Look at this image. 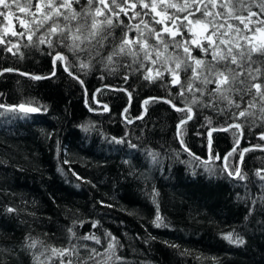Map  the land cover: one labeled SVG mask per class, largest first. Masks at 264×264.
I'll return each instance as SVG.
<instances>
[{
	"label": "trees",
	"instance_id": "obj_1",
	"mask_svg": "<svg viewBox=\"0 0 264 264\" xmlns=\"http://www.w3.org/2000/svg\"><path fill=\"white\" fill-rule=\"evenodd\" d=\"M129 1L135 3L133 11L139 16L133 18L134 13L128 16L116 8L118 17L106 10L97 17L112 19L111 27L104 25L110 33V44L103 56L125 32L130 39L136 37V25L149 44L156 43L148 30L160 31L161 25L149 14L141 23V13L150 10L139 0ZM31 2L34 10L36 0ZM168 2L181 4L183 0ZM107 3L111 5V0ZM245 3L252 4V0ZM27 5L28 0H16L6 9L13 14V27L8 26L12 21L0 16V38L5 41L0 43V104L5 106L0 108V264H36L34 257L40 253H44L40 256L42 264H60L61 259H71L73 264H264V171L257 175L258 170H264V149L252 147L243 152L239 172L244 179L230 176L222 163L223 156L235 148L226 161L229 171H234L243 147L264 146L260 138L264 120L258 110H254L257 116L240 119L242 137L234 148L240 130L212 131L210 158L206 160L208 129L228 125L230 113L226 102L216 105L225 110L223 113L205 107L212 99L207 93L200 98L201 103L190 104L192 118L179 125V135L199 157L195 156L180 145L175 133L177 122L189 114L186 111H177L162 99H151L145 104L143 117L126 122L122 116L129 99L126 90L132 96L124 111L126 118L141 114V100L147 96L167 97L182 106L191 101L192 93L179 96L180 85H173L166 72L163 79L145 80L142 71L133 70L138 63H133L131 55L114 56V62L109 63L84 51L74 54L56 36L47 37L52 47L40 44L38 38L51 21L33 34L42 16L37 14L34 22ZM86 6V0L73 4L78 12ZM97 6L103 7L94 3L93 8ZM20 8L25 10L21 12ZM252 10L259 12L254 5ZM213 11L223 9L218 4ZM168 13L180 17L188 14L175 8H169ZM236 15L247 16V12ZM196 17L200 13L189 18ZM217 19L224 22V18ZM257 19H264V14L252 17L253 21ZM20 20L25 21L23 27ZM227 23L244 30L238 19H227ZM129 24L133 26L130 32L126 27ZM258 26L248 24L249 28ZM12 32L25 35L14 36ZM163 39L169 43L165 57L186 59L182 48L172 46L171 35L164 32ZM193 39L207 45L204 37L195 39L190 33L174 37L175 41ZM188 46L193 57L211 61V56L194 42ZM59 52L65 57V66L83 84L64 70L60 59H53ZM81 62L88 67L82 68ZM144 63L152 67L150 62ZM6 68L46 77L33 79L31 74L21 75ZM190 75V70L180 71V82L186 85ZM196 85L205 87L199 82ZM98 86L102 87L96 98L109 105L107 112H92L85 106V97L90 106H95L92 93ZM206 87L211 90L215 85ZM195 95L200 97L198 92ZM232 95L239 102V96ZM248 99L245 95L244 101ZM21 104L38 110L21 111ZM12 106H17L16 110H10ZM217 155L221 159H215ZM157 206L160 226L156 222ZM10 208L14 211L9 212ZM228 234L232 235L231 242L225 238ZM84 236H95L100 243L82 239ZM34 240L38 242L36 248L28 247ZM110 242L114 249H108ZM73 246L76 253L70 257L53 256L50 251ZM91 249L100 254L94 260L89 259Z\"/></svg>",
	"mask_w": 264,
	"mask_h": 264
},
{
	"label": "snow or ice",
	"instance_id": "obj_2",
	"mask_svg": "<svg viewBox=\"0 0 264 264\" xmlns=\"http://www.w3.org/2000/svg\"><path fill=\"white\" fill-rule=\"evenodd\" d=\"M15 2L16 0H0V8L10 9L12 3ZM128 2L129 0H121V3L117 4L116 0H111L110 5L107 3V0H86L87 6L82 7L79 12L73 8V4H79L80 0H36L34 10H32L33 4L31 0H28L27 7L30 10L29 14L33 17L34 22L37 18V14L42 16V20L36 25L33 34L35 31H39L40 28H43L45 22L51 21L42 37L38 38L40 44L47 43L49 47H52V40L47 37L56 36L57 40L74 54L84 51L89 56H101L109 63L114 62V56L131 55L134 57L133 63H138V67L133 70L142 71L143 78L149 82L163 79L164 73H168L171 77V83L173 85H180L179 96L184 97L186 92L192 93V99L190 102L186 103L185 108L176 109L177 111H186L189 113L187 119L192 118L190 115L191 107L189 105L201 103L200 98L207 93L212 99L204 104L205 107H210L223 113L225 110L217 109L216 105L219 102H226L231 120L228 124V128L235 127L237 130H240V119L257 116V111L254 110H258L259 118L264 120V80L261 79V77L264 76V71H262V66H264V19L252 20V17H259L261 14H264V0H252V4H246L245 0H183L181 4L171 3L168 2V0H159V3L163 5L161 12L166 15L167 19L172 21V26L169 27L164 20H156V23L164 25L160 31L153 28H149L148 30L149 36L155 38L156 43L149 44L139 25H136L135 30L138 33L136 37L130 39L128 33L125 32L120 38L119 43L112 48L107 56H103V50L110 44L108 41L110 33L106 32L104 25L106 24L111 27L112 19L111 16H104L103 20H97V17L103 16L105 10L118 17L119 12L115 11L116 8H119L121 12L127 15V12L121 5L127 4ZM139 2L143 8H148L150 12L156 11L157 0H149L148 3H145L144 0H139ZM94 3L102 5L103 7L97 6L93 8ZM201 4H203V8L200 7ZM218 4L219 8L223 9V11H213L217 8ZM209 5H211V9ZM253 5L259 9V12L252 10ZM135 6V3H133L132 7L135 8ZM169 8H175L177 12H187L188 14L181 19L174 14H169ZM192 8H194L195 11H189V9ZM24 10V8H20L21 12ZM240 11L247 12V16L236 15V13ZM196 13H200V17L189 19L190 16L195 17ZM4 14V11H0V16ZM147 14L149 13H145V15ZM139 15V12H135L133 18ZM157 15H160V13H157ZM218 17L224 18V22L217 19ZM153 18L155 19V17ZM230 18L240 20V23L244 24V30L249 34H242L244 30L232 24H228L227 19ZM61 19L63 24H61ZM178 20L180 21L179 27H177ZM184 21H187V25L184 24ZM141 23H143V21H141ZM249 23L258 24L259 26L249 28ZM20 24L23 27L25 21L20 20ZM201 24L205 26V30L207 31V35L204 36L207 45L194 39L189 41L174 40L180 28L187 27L188 31L191 32L192 25ZM126 27L129 32L133 30V26L130 24ZM145 27H147V25H145ZM172 28H176V31H173ZM221 29H224V31H221ZM164 32H168L173 37V47L182 48L186 59H181L179 56L165 57L163 55L169 48V43L165 42L163 39ZM182 34L183 33H181V35ZM257 34H259V37ZM12 35L24 36L25 32H12ZM213 37H216V40H214ZM27 38L31 41L32 36L28 35ZM240 40H243L244 43L241 44ZM193 42L197 48H200L201 52L211 56V61L192 56L188 45ZM0 43H5V41L0 38ZM7 50L12 52L11 48ZM17 52H19L18 46ZM141 52L143 53L142 58L140 57ZM153 53H155V56H153ZM15 54L16 53H13V55ZM56 59L64 60L65 57L57 53ZM144 61L150 62L152 67H148ZM158 63L160 66L156 67ZM170 64H174V67L170 66ZM81 67L86 68L88 64L81 62ZM128 67H131V65H128ZM189 70L191 75L187 78V84H182L179 80V73L180 71L188 73ZM5 71H12V69H5ZM21 75L25 74L21 73ZM32 78L41 79V77L38 76ZM127 78L126 75L124 79L127 80ZM196 82H199V84L205 87L202 88L197 86ZM209 84H213L215 87L208 90L206 86ZM197 92L200 93V97L195 95ZM233 93L239 96V102L233 98ZM129 95L131 94L129 93ZM245 95L250 97L246 102L244 101ZM148 102V100H145V104ZM164 102L171 103V100L168 99ZM241 102H244L243 107ZM172 106L174 108L176 107L174 104ZM3 107L5 106L0 104V108ZM16 107L17 106H12L10 110L14 111ZM18 108L24 112H35L38 110L34 107H25L24 104L19 105ZM232 109L236 111H231ZM180 123H186V120H181ZM209 123H211V121H209ZM223 130L228 129L226 128ZM260 138L264 139V133H261ZM209 143H211V141H209ZM248 150L249 149H244L243 151ZM233 152H235V148L232 152L224 156L223 160L226 162L228 157L233 155ZM215 159H221V157L217 155ZM227 167L225 163V170H227ZM261 171L264 170H258L257 175H260ZM228 174L244 179V177L240 175L239 169L229 171ZM261 179H264V176H261ZM8 211L11 212L14 210L10 208ZM156 222L157 226H160L161 217L159 215L158 206ZM95 226L96 225L93 224V227ZM68 231L75 236L71 228H69ZM225 238L230 242L232 241L231 234H228ZM82 239H93L96 243H100V240L95 236H84ZM112 240L114 241L115 237H112ZM37 243L38 242L34 240L28 247L36 248ZM114 247L113 243L110 242L108 244V249H114ZM50 251L53 256L58 257H70L76 253L74 246L72 248L62 249L52 248ZM42 255H44V253H40L34 257L36 264H42L40 261V256ZM98 255L100 254L96 249H91L89 259L94 260ZM49 259H51V257H49ZM117 259H120V257H117ZM60 264H73V261L71 259L66 261L61 259Z\"/></svg>",
	"mask_w": 264,
	"mask_h": 264
},
{
	"label": "water",
	"instance_id": "obj_3",
	"mask_svg": "<svg viewBox=\"0 0 264 264\" xmlns=\"http://www.w3.org/2000/svg\"><path fill=\"white\" fill-rule=\"evenodd\" d=\"M158 19H159V20H162L160 15H159ZM169 27H170V26H169ZM59 53H60L62 56H64L63 53H61V52H59ZM56 54H57V53H56ZM56 54L54 55L53 59L56 58ZM60 62H61L62 67L64 68V70L67 69V70H65V71H66L68 74L71 73L70 75H72L73 77L77 78L80 82L82 81V79H81L76 73H74L73 71H71L70 69H68V68L65 66V62H64V60H60ZM6 69H12V70H14V71H17V72H20V73H24V74H31L33 77H34V76H38V77H41V78L46 77V76L41 75V74H33V73H29V72H26V71H23V70L14 69V68H6ZM4 70H5V69H4ZM0 72H1V71H0ZM54 72H55V69L52 71V73H50V74L47 75V76L52 75ZM82 84H83V81H82ZM101 87H102V86H98V87H96V88L94 89L93 93H92L93 103H94L95 106H90V105L88 104L87 100H86V97H85V99H84V103H85V106L87 107V109H88L89 111H92V112H98V111H100V112H107V111H109V105H108L105 101H98L97 98H96V92H97ZM110 88H111V89H114V90H116V89H124V90H125L124 87H110ZM126 91H127L128 95H129L130 92H129L128 90H126ZM130 94H131V93H130ZM151 99H162V100L165 101V100H168L169 98H167V97H162V96H156V95H150V96H147V97H145V98H143V99L141 100V108H142V112H141V114H140V115L133 116L132 118H126V117L124 116V111L127 109L129 103H130L131 100H132V96L129 95L128 102H127V104L124 106V108L122 109V116H123L124 120H125L126 122H129V121H133V120H135V119H139V118L143 117L144 114H145V111H146V108H145V100H151ZM168 104H169V105L171 106V108H173V109H177V108H185V106H186V105H182V106H176V105H175L176 107L174 108V107L172 106V105H173L172 102H171V103H168ZM192 114H193V109L191 108V113H190V115L192 116ZM181 120H189V119H187V116H186V117L182 118ZM181 120H179V121L177 122V124H176V131H175V133H176V137H177V139H178L180 145H181L185 150L189 151L191 154H193V155H195V156H198L197 154H194V153H193V152H192V151H191L186 145H184V143L182 142V140H181V138H180V135H179V127H178V125L181 124V123H180ZM226 128H228V125H226L225 127H222V128H209V129H208V152H207L208 158H207L206 160H209V158H210V151H211V144H212L211 132H212V131H220V130H223V129H226ZM241 137H242V128H240V137H239V140H238V142H237L232 148H234V147L240 142ZM209 141H211V143H209ZM252 147H259V148L264 149V146H261V145H253V144H251V145H247V146L243 147V148L241 149V151H240L239 164H238L237 169L240 170L241 156L243 155V152H244L243 150H244V149H248V148H252ZM227 153H228V152H227ZM227 153H226L224 156H226ZM224 156H223V157H224ZM198 157H199V156H198ZM222 163H223V167L225 168V163H226V162H225L223 159H222ZM226 171L229 172L228 167H227V170H226ZM232 177H236V176H235V175H232Z\"/></svg>",
	"mask_w": 264,
	"mask_h": 264
},
{
	"label": "flooded vegetation",
	"instance_id": "obj_4",
	"mask_svg": "<svg viewBox=\"0 0 264 264\" xmlns=\"http://www.w3.org/2000/svg\"><path fill=\"white\" fill-rule=\"evenodd\" d=\"M117 1H119V0H116V2ZM132 4H133V2H128L127 4H122L121 6L125 9V11L127 12V14H128V16H131V14H133L134 13V8L132 7ZM124 13V12H123ZM145 13H148V12H145ZM145 13L144 12H142L141 13V17H140V19H139V21H142L143 19H146V17H147V15H145ZM157 13H160V16H161V19L162 20H164L165 21V23L168 25V26H172V21L171 20H169V19H167V17H166V15L164 14V13H162L161 12V9L160 8H156V11L155 12H151V13H149V15L152 17V19H154L153 17H155V21L156 20H159L158 19V17H159V15H157ZM187 15V14H186ZM185 16V15H184ZM178 17H180V16H178ZM181 19L183 18V16L182 17H180ZM190 19V18H189ZM137 23V22H136ZM184 24L185 25H187V21H184ZM161 25V29L164 27V25L163 24H160ZM179 25H180V21L178 20L177 21V27H179ZM172 30L173 31H176V28H172ZM204 32H205V35L207 34V31H205L204 30ZM168 33V32H167ZM181 33H183V34H187V33H191V32H189L188 31V29H187V27H182V28H180L179 29V31L177 32V34L176 35H181ZM169 34V33H168ZM182 34V35H183ZM170 35V34H169Z\"/></svg>",
	"mask_w": 264,
	"mask_h": 264
},
{
	"label": "rangeland",
	"instance_id": "obj_5",
	"mask_svg": "<svg viewBox=\"0 0 264 264\" xmlns=\"http://www.w3.org/2000/svg\"><path fill=\"white\" fill-rule=\"evenodd\" d=\"M157 8H160L161 9L159 0H157ZM0 11H4L5 14L3 16H4V19L6 21L9 22V21H12L13 20V14H12V12H9L8 10L2 9V8H0ZM8 26L9 27H13V21L11 22V24H8ZM191 27H192V31H191L190 34L193 35V37L195 39L201 38V37H204L205 36V32H204L205 26L203 24H201V25H192ZM245 32H247V31L245 30ZM247 34H249V33H247ZM257 36L259 37V34H257ZM254 42H258V41H254Z\"/></svg>",
	"mask_w": 264,
	"mask_h": 264
}]
</instances>
